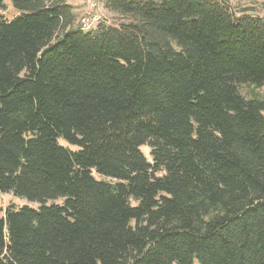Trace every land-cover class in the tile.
<instances>
[{"label":"trees","instance_id":"16d2710c","mask_svg":"<svg viewBox=\"0 0 264 264\" xmlns=\"http://www.w3.org/2000/svg\"><path fill=\"white\" fill-rule=\"evenodd\" d=\"M102 1L0 13V264H264V17Z\"/></svg>","mask_w":264,"mask_h":264},{"label":"rangeland","instance_id":"374dc122","mask_svg":"<svg viewBox=\"0 0 264 264\" xmlns=\"http://www.w3.org/2000/svg\"><path fill=\"white\" fill-rule=\"evenodd\" d=\"M98 9L100 10L103 18L105 19V23L108 25H120L122 23H126L127 19L123 18L118 14H114L108 11L102 0H94ZM228 5L235 13H240L242 10H249L252 14H256L264 17V0H227ZM70 4H72L78 15V19L81 17L82 13L85 11V0H68ZM6 8L4 10L0 9V13L3 14L6 18L11 19L18 14V11L12 6L10 0L5 1ZM78 25V24H77ZM64 145H67L62 141ZM72 149H76V147H71ZM143 151L147 156H149V148L143 147ZM96 177L101 178L96 174ZM14 204L16 206H22L25 204H29L32 206H37V204L29 203L25 199H21L19 197L14 196L12 193H0V208L5 209L8 205Z\"/></svg>","mask_w":264,"mask_h":264},{"label":"built area","instance_id":"2783aa9c","mask_svg":"<svg viewBox=\"0 0 264 264\" xmlns=\"http://www.w3.org/2000/svg\"><path fill=\"white\" fill-rule=\"evenodd\" d=\"M85 3V11L79 18V27L88 31L95 29L101 23H105L97 3L94 0H85Z\"/></svg>","mask_w":264,"mask_h":264}]
</instances>
